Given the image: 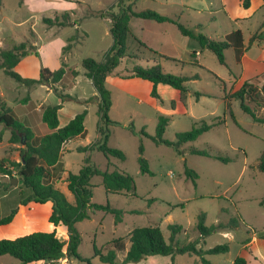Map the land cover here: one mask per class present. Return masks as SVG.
Listing matches in <instances>:
<instances>
[{"label": "rangeland", "instance_id": "obj_1", "mask_svg": "<svg viewBox=\"0 0 264 264\" xmlns=\"http://www.w3.org/2000/svg\"><path fill=\"white\" fill-rule=\"evenodd\" d=\"M185 1L191 3L194 9L190 8L182 18L178 16L179 18L174 19L186 26L200 24L199 32L214 41H224L221 35L229 29L224 16L209 13L205 8L209 6L200 3V0ZM210 1L214 2L213 7H218V0ZM117 4L118 0H0V51L25 41L28 43V50L33 51L32 55L22 58L17 73L24 78L34 79L38 77L41 67L57 70L62 63L66 65L64 87L47 84L26 88L14 79L6 77L0 70V98L23 124L25 122L21 111H28V106L23 104L22 100L28 97L37 110L41 105L56 106L61 100L54 89H57L58 93L63 90V94L73 98L64 102L58 112L61 127L77 113L87 111L84 136L65 143L66 150L61 152V163L54 169L57 189L68 201L73 202L64 180L69 173H79L87 155L98 169L127 174L133 178L135 184L136 195L110 194L106 193L102 186L101 178L94 176L90 181L93 186L91 202L99 205L109 204L121 209L125 212L122 222L115 224L114 216L109 213H90L88 220L76 224L81 236L77 250L81 259L63 258L41 264H106L94 254L95 247L105 253L109 242L122 238L128 248L129 234L134 229L143 227H159L165 241L169 243L172 233L168 229L169 225L181 227L180 232L174 235V243L178 246L195 241L198 242L197 249L203 251L220 245L228 246L226 253L203 256L212 264H232L237 257H243L247 264H264V247L253 249L258 261L243 249L244 244L248 243L253 235L257 237L258 234H264V206L260 205L264 199V173L256 169L259 156L264 150V124L254 122L242 111L239 101L233 99H230V103L236 124L226 114L224 95L236 90L232 83L236 70L232 50L225 51L226 66H222L212 53L202 51L194 40L187 39V46L179 42L171 46L169 40L176 42V38H182L174 25H159L154 21L131 18L126 45L127 57L106 82V88L111 93L108 117L118 122V125L109 126L108 145L120 150L125 159L107 158L96 150L86 153L78 151V148L90 146L98 140V101L94 99L96 92L91 81L84 75L82 61L86 58L103 60L113 43L109 20L89 14L107 10L111 6H114L113 11L117 12ZM125 4H132L135 12L151 9L160 14L170 11V8L152 0H126ZM197 8L201 9L196 10ZM64 14L69 15L65 27L48 26L43 22L44 18H49L61 23ZM155 50L171 59H177L178 63L161 58ZM194 50L201 54L193 56ZM186 61L200 63L203 68L198 65L182 66L181 62ZM135 65H159L165 73L176 76L199 74L198 80L186 83L188 94L183 103L186 111L176 110V103L174 109H170L171 98L168 92L162 91L166 105L160 106L149 96L144 86L134 85L127 82L128 79H123L122 76ZM216 76L221 80L216 79ZM163 87L173 90L169 86ZM194 92L202 96L197 97L193 95ZM89 99L92 101L84 103ZM259 114L264 116V110H259ZM161 115L168 118L163 135V139L167 141H175L177 133L187 132L202 121L210 124L215 118H221L224 123L202 134L197 140L184 144L183 154L178 155L172 148L156 145L151 139L155 136ZM130 125L135 134L129 130ZM142 131L146 136L141 134ZM10 136L11 132L0 125V160L6 158L19 161L21 145L9 144ZM140 144L144 149L143 157L152 171L151 176L139 171ZM190 149L206 150L227 158L229 162L223 163L214 158L192 155L187 153ZM185 166L197 173L195 186L185 176ZM5 184V187L0 184V219L13 209H16L17 213L13 224L0 226V239L21 235L25 226L31 227L27 229L29 233L55 230L58 238L67 240L64 228L51 227L48 223L52 208L50 202L20 206V192L24 196L27 191L18 184L11 185L9 180ZM133 210L141 213H129ZM200 215L205 216L204 224L207 227L227 225L232 220H236L238 226L200 238L195 229ZM22 216H25V219H21ZM123 258L124 253L118 252L116 264H121ZM198 263L200 258L196 255L177 254L174 257L153 256L130 264ZM0 264L18 262L11 256L4 255L0 256Z\"/></svg>", "mask_w": 264, "mask_h": 264}, {"label": "trees", "instance_id": "obj_2", "mask_svg": "<svg viewBox=\"0 0 264 264\" xmlns=\"http://www.w3.org/2000/svg\"><path fill=\"white\" fill-rule=\"evenodd\" d=\"M125 2L126 0H118V4L115 6L119 9L117 12L113 11L114 6H111L107 10L91 12L89 14L92 17L109 20V32L113 43L105 53L103 60L96 61L93 58H86L82 61V67L85 71L84 75L91 81L96 92L94 99L98 101V140L90 146L78 148V151L86 153L96 150L107 158L111 157L117 160H124L125 156L120 150L108 145L109 126L118 125V122L112 121L108 117V111L111 107V93L106 88V82L109 77L113 76L114 70L122 60L127 57L126 45L130 33L129 21L131 18L135 17L156 23H171L175 25L181 36L196 41L202 51L207 50L212 53L222 66H226L225 51L228 48L234 47L237 56L242 53L243 48V39L240 31L230 33L222 42L214 41L195 30V28L185 26L176 19L161 15L151 9L135 12L132 9V4H125ZM247 4V0H244L245 7H247ZM62 18L61 23H58V20L55 21L49 18H44L43 22L48 26L58 25L65 27L67 26L66 22L69 19V15L64 14ZM139 43L143 45V43ZM32 52L28 50V43L26 41L13 45L10 49L0 51V70L6 77L14 79L18 84L26 88L47 84L64 87L66 80V65L64 63L57 70L41 67L36 79L24 78L15 71V67L21 59L32 55ZM195 54L196 52L192 53L193 56ZM159 56L162 57L161 55ZM192 65L198 64L194 62ZM122 78L125 80L140 79L149 82L151 84L149 96L160 106H165V101L158 93V85L169 86L178 91L180 102L184 103L188 94L186 83L198 80L200 76L198 74L176 76L165 73L159 65L150 67L135 65ZM51 88L54 89V87ZM54 91L61 100L56 106L41 105L37 110L28 97L22 100V103L28 106V113L24 119L26 125L16 117L7 103L0 98V125H3L4 128L11 132L9 144L21 145L19 148V161H12L6 158L0 160V175L10 179L16 176L19 180V187L27 191L24 196L20 192L22 198L19 204L21 206H26L29 203L42 205L50 202L52 208L48 223L55 228H64L68 236L66 241L61 240L56 236L54 230L51 232L36 231L13 239H0V256L9 255L18 264L56 262L63 258L67 260L81 259L77 252L81 243V236L76 228V224L88 220L90 213L98 211L109 213L114 216L115 224L122 222L125 212L121 209H116L109 204L99 205L91 202L93 186L90 181L94 176L101 178L102 186L106 193L136 195L134 180L131 176L118 171L100 170L91 162L88 155L85 157L84 165L79 173H69L65 180L67 190L73 197V202L68 201L66 196L57 189L56 183L53 181V173L55 167L60 165L62 147L66 142L76 137L84 136V120L87 111L84 110L81 113H77L66 125L60 127L58 112L64 102L73 100V98L68 94H63V90L60 93L57 92V89H54ZM193 95L197 97L202 96V94L196 92ZM230 99L239 101L242 111L249 115L254 122L264 124V116L259 114V110H264V84L259 86L252 80L245 81L237 90L231 94L226 93L224 95L226 114L236 124ZM91 101L92 99H89L84 103L87 104ZM169 106L173 110L175 102L171 100ZM223 123L224 121L221 118H215L210 124L202 121L187 132L177 133L175 141H167L163 139V135L168 125V118L161 115L158 118L155 136L151 137V139L156 145L170 147L178 155H182L184 144L197 140L202 134ZM129 130L135 134L132 125L129 126ZM141 134L146 136L143 131ZM143 153L144 149L140 144L138 157L139 171L141 174L151 176L152 171L149 169L148 162L143 157ZM187 153L214 158L223 163L229 162L227 158L211 154L206 150L190 149ZM256 169L264 173V150L259 156ZM184 174L195 186V180L198 178L197 173L185 166ZM260 205L264 206V199L260 202ZM16 213L17 210L13 209L7 216L1 218L0 226L9 225ZM129 213L139 214L141 212L133 210ZM204 221L205 216L200 215L195 226L200 238L212 235L219 230L234 229L238 226L236 220H232L227 225L219 224L209 227L205 226ZM168 229L172 232L169 243L165 241L159 227L136 228L129 234L128 249L126 248L125 241L122 238H118L107 244L105 253L95 247L94 254L99 257L101 262L106 264H116L118 252L124 253L121 264L138 263L153 256L174 257L177 254L196 255L200 258V263L198 264H212L203 256L226 253L228 251V246L226 245L216 246L203 251L197 249V241L178 246L174 243V235L180 232L181 227L169 225ZM256 238L264 240V234H258ZM232 264H246V261L243 257H237Z\"/></svg>", "mask_w": 264, "mask_h": 264}, {"label": "crops", "instance_id": "obj_3", "mask_svg": "<svg viewBox=\"0 0 264 264\" xmlns=\"http://www.w3.org/2000/svg\"><path fill=\"white\" fill-rule=\"evenodd\" d=\"M152 1L161 3V4L165 5L166 7H168V9L170 8L169 13H160V14L171 17V18H175V17H177V18L181 17L182 18L187 10H190V8L194 9L192 7L193 5H191V3L186 2L185 0H179V1H175V0H152ZM200 3H206L209 6V7H205V8H207V11L209 13L221 14L222 16H224L226 23H228L229 29H228V31H225L221 35L222 36L221 38H223L225 40L226 37L234 31H240L242 34V39H243V41H242V45H243L242 53L239 56H237L235 53L234 47H230L227 49V50L233 51V62H234V65L236 66L235 67L236 70L234 71V80L232 81V83L234 84L236 90L245 81H250V80H252L253 82H256V84L262 86L264 84V7H263L264 6V0H247V3H248L247 7L244 6V0H218V7L217 8L212 6V3H214V2L210 1V0H200ZM199 9H201V8H197L196 10H199ZM157 24H159V25H161V24L173 25L171 23H157ZM151 27H155V26H151ZM188 27H193V28H195V30L198 31V29L201 28V25L200 24H193V26H188ZM175 28H176V26H175ZM181 37L182 38H176V42L169 40L170 45L172 46V45H175L176 43L179 42V43L185 44L187 46L188 45V40H187L188 38L183 37V36H181ZM194 52H196V54H198V55L201 54L197 50H194ZM158 54L162 56L161 58H164L166 60H170V61H174V62L178 63L177 59H171V58H169L163 54H160V53H158ZM181 63H182V66L192 65V63H189L188 61L181 62ZM21 64H22V59L19 62V64L15 67V71L18 70L17 68H19L21 66ZM198 66L203 68V66L200 63L198 64ZM38 75H39V73H38ZM215 78L220 79V77H218V76H216ZM107 81H108V79H107ZM127 82L133 83L134 85H138V86H144L146 88L147 93L150 92V90H151V84L147 81H142L140 79H128ZM163 86H165V85H158V87H157L158 93L161 96V98L164 100V98L162 97V91L168 92L170 94V98H171L170 100H173L177 105L176 110H179L181 112H185L186 108H185V106H183V103L180 102L179 92L174 90V89L173 90H167ZM95 95L96 94H94V96ZM27 113H28V111H24V112L21 111V114H23L24 119L26 118ZM19 118H20V115H19ZM59 125H60V122H59ZM65 145L66 144H64L62 147V151L66 150ZM60 163H61V161H60ZM0 178L2 179V182H1L2 187H5L6 181H8V180L11 181L10 178L3 177L1 175H0ZM14 178H17V177L14 176ZM65 180H66V178H65ZM53 181L56 183L55 186L57 187V181L54 178V175H53ZM17 184H19V180H18ZM13 185H15V184H13ZM4 197H5V195H4ZM21 214H23V213H21ZM21 219H25V216H22ZM27 220L28 219L26 218V221ZM11 224H13V221L9 225H11ZM9 225H6V226H9ZM22 229H23L22 230L23 233H21V235H19V236L29 234V232L27 230L28 227L23 226ZM1 231H3V230H1ZM19 232H20V229H19ZM34 232H36V231H34ZM1 233H3V232H1ZM19 236H17V237H19ZM65 237H66V239L68 238L67 235ZM7 238L13 239L16 237H7ZM259 247H264V240L258 239L253 235L252 238L249 240V242L244 244L243 249L246 250V252L255 261H258V258H256V256L254 255L253 249L258 250ZM126 248H127V246H126ZM245 261L247 264V260H245ZM36 264H41V262H37Z\"/></svg>", "mask_w": 264, "mask_h": 264}, {"label": "water", "instance_id": "obj_4", "mask_svg": "<svg viewBox=\"0 0 264 264\" xmlns=\"http://www.w3.org/2000/svg\"><path fill=\"white\" fill-rule=\"evenodd\" d=\"M22 144H24L23 142H22ZM18 183V179L17 178H11V185H13V184H17Z\"/></svg>", "mask_w": 264, "mask_h": 264}, {"label": "bare ground", "instance_id": "obj_5", "mask_svg": "<svg viewBox=\"0 0 264 264\" xmlns=\"http://www.w3.org/2000/svg\"><path fill=\"white\" fill-rule=\"evenodd\" d=\"M28 229H30V227H28ZM25 231V230H24Z\"/></svg>", "mask_w": 264, "mask_h": 264}]
</instances>
